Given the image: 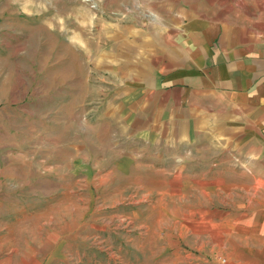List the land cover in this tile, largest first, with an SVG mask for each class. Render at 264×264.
Segmentation results:
<instances>
[{"label":"rangeland","instance_id":"obj_1","mask_svg":"<svg viewBox=\"0 0 264 264\" xmlns=\"http://www.w3.org/2000/svg\"><path fill=\"white\" fill-rule=\"evenodd\" d=\"M127 4L0 0V264L229 262L235 141L143 103Z\"/></svg>","mask_w":264,"mask_h":264},{"label":"crops","instance_id":"obj_2","mask_svg":"<svg viewBox=\"0 0 264 264\" xmlns=\"http://www.w3.org/2000/svg\"><path fill=\"white\" fill-rule=\"evenodd\" d=\"M127 7L133 18L121 29H131L139 47L143 103L235 141L230 156L240 162L227 169L236 179L216 189L240 200L213 219L228 226L227 245L213 242L210 252L227 253L228 264H264V0H131Z\"/></svg>","mask_w":264,"mask_h":264}]
</instances>
